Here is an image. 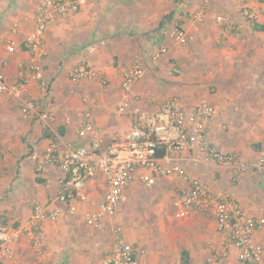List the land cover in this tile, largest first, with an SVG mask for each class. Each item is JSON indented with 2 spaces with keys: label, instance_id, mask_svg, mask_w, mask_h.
<instances>
[{
  "label": "crops",
  "instance_id": "crops-1",
  "mask_svg": "<svg viewBox=\"0 0 264 264\" xmlns=\"http://www.w3.org/2000/svg\"><path fill=\"white\" fill-rule=\"evenodd\" d=\"M41 2L0 0V71L10 81L30 58L24 40L34 27ZM204 6L203 0H95L49 23L44 36L47 54L29 90L36 98L48 94L55 105L54 120L46 125L36 115L26 118L21 101L0 99V224L23 229L12 244L13 264H104L116 225L123 227L125 241L143 251L138 264H183L184 260L185 264H245L236 251L209 262L222 249L215 220L199 212L186 219L176 217L188 182L172 173L157 176L156 184L146 186L140 170L117 214L94 228L86 223L84 212L98 208L108 190L105 178L98 174L88 181V200L76 213L64 210L56 219L42 222L41 253L25 230L35 202L62 205L57 199L60 169L48 165L36 170L50 139H59L64 150L88 146L92 140L119 144L130 133L136 108L150 110L173 96L189 97L182 100L193 107L197 99L190 95L198 94L200 86L188 88L180 77L198 56L205 70L202 82L214 85L203 87L201 93L208 97L203 102L217 107L205 141L221 152H239L247 162L257 159L264 144V11L250 23L242 14V0H217L207 6L204 21H196L194 15ZM217 16L226 17L227 23L218 22ZM178 28L189 35L188 44L177 42ZM9 40L16 42L13 52L6 50ZM135 63L145 75L134 84L128 111L121 114L123 76ZM80 64L97 69L106 83L73 81L70 71ZM244 105L249 116L235 114ZM87 110L92 112L94 127L81 137ZM168 155L170 160L161 157L167 167L180 164L191 177L206 180L212 190L228 192L247 214L264 219V172L236 173L227 163L206 161L200 146ZM255 240L264 245V230L256 232Z\"/></svg>",
  "mask_w": 264,
  "mask_h": 264
},
{
  "label": "built area",
  "instance_id": "built-area-1",
  "mask_svg": "<svg viewBox=\"0 0 264 264\" xmlns=\"http://www.w3.org/2000/svg\"><path fill=\"white\" fill-rule=\"evenodd\" d=\"M95 0H42L38 5L33 29L24 40L30 52L28 62L19 65L16 79L10 81L0 71V99L10 97L21 101L24 117L38 116L46 125L54 120L55 105L45 93L43 97L30 94L31 80L41 72L42 60L47 51L44 36L50 22L65 14L78 12ZM217 0H203L204 9L194 15L196 21H204L206 8ZM242 14L250 23L255 22L264 11V0H242ZM221 24L227 18L217 16ZM175 38L180 44L190 41L189 35L182 29L175 31ZM16 42L9 40L6 50L13 52ZM161 52H166L163 48ZM145 75L144 68L135 63L123 76L122 91L125 101L119 106L120 113H126L129 107L127 99L131 98L134 84ZM73 81H95L106 83L103 75L95 68L85 64L76 65L70 71ZM217 107L209 102H201L188 107L179 96L157 102L150 110L136 108L133 113L134 124L125 141L119 144H103L92 140L88 146L61 148V143L52 137L42 155L37 159L36 170L42 171L48 165L57 166L61 171L59 178L58 201L62 205L50 207L35 202L33 211L25 230L30 234L34 248L41 253L40 231L42 222L56 219L64 210L71 214L78 211L88 200L86 186L90 179L102 174L108 184L103 201L96 209H87L84 218L89 226L98 228L106 218H113L122 203L128 199L127 190L136 174L146 186H153L157 176L168 174L180 175L188 182L183 188L176 212L178 219L191 217L194 212L206 213L215 220L216 231L222 240V249L209 257L215 262L236 251L238 258L245 264H264V245L255 240V234L264 230V219L247 214L238 200L228 192L214 191L206 180L191 177L180 164L170 168L161 162L158 155L160 147L169 152L182 151L189 147L200 146L205 152V160L227 163L236 173L247 171L264 172V144L257 159L247 162L239 152H221L205 141L208 123L216 116ZM93 116L90 110L84 114L81 137L93 131ZM1 154V148H0ZM23 229L9 224H0V264L8 261L13 264L12 244L19 238ZM142 250L137 249L124 239L121 225L113 228V245L104 264H138Z\"/></svg>",
  "mask_w": 264,
  "mask_h": 264
},
{
  "label": "rangeland",
  "instance_id": "rangeland-1",
  "mask_svg": "<svg viewBox=\"0 0 264 264\" xmlns=\"http://www.w3.org/2000/svg\"><path fill=\"white\" fill-rule=\"evenodd\" d=\"M188 44V43H187ZM186 46V47H185ZM188 48L189 47V45H182V47L181 48ZM184 48V49H185ZM190 65H191V67L189 68V69H187V71L188 72H186V71H184V73L183 74H181V77L180 78H183V83H186L187 82V86H188V88H194L195 86H197V85H199L200 86V89H199V91L200 92H198V94H191L190 95V97L191 98H194V99H197V104L198 103H201V102H203V101H208V97L206 96V94L205 93H201V92H203L205 89L203 88L204 86H206L207 85V83H208V87L211 89V87L212 86H214V85H211V81H209V82H202V80H201V77H202V74H203V72H205V70H204V65L203 64H201V62H200V56H198V59L196 58V60H194V63H190ZM252 70L253 71H257L256 69H254V67H252ZM194 75L195 77H194V80H193V77L192 76H190V75ZM188 76H189V78H188ZM188 78V79H187ZM192 79V80H191ZM207 89V88H206ZM194 90V89H193ZM182 99H184V101H186V100H188L189 99V97H183L182 96ZM246 99H248V98H246ZM125 101V99L123 100V102ZM122 102V103H123ZM127 102L129 103V99H127ZM247 109H249L248 108V106H243L242 108H241V111H239V112H237V113H235V114H239V115H244V114H247V117L249 116V114L247 113ZM233 110H234V107H233ZM127 111H128V109H127ZM127 113V112H126ZM126 113H123V114H126ZM251 113H253V114H255V112H251ZM122 114V113H121ZM246 122H244V123H242V125H246L247 124V119H244ZM245 129H247V128H245ZM100 174V173H99ZM98 175V174H97ZM96 175V176H97ZM103 178H104V176L102 175V174H100ZM107 183V182H106ZM108 185V184H107ZM124 203H122L121 205H120V207L123 205Z\"/></svg>",
  "mask_w": 264,
  "mask_h": 264
},
{
  "label": "trees",
  "instance_id": "trees-1",
  "mask_svg": "<svg viewBox=\"0 0 264 264\" xmlns=\"http://www.w3.org/2000/svg\"><path fill=\"white\" fill-rule=\"evenodd\" d=\"M166 154V149L164 148V147H160L159 148V150H158V155L160 156V157H162V156H164ZM187 255V252H184L183 253V256H186ZM187 261L186 260H184L183 261V264H185Z\"/></svg>",
  "mask_w": 264,
  "mask_h": 264
}]
</instances>
